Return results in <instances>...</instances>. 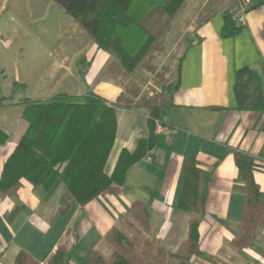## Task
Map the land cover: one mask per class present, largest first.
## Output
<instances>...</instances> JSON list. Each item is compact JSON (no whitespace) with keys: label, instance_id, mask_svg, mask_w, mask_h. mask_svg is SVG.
<instances>
[{"label":"crops","instance_id":"crops-1","mask_svg":"<svg viewBox=\"0 0 264 264\" xmlns=\"http://www.w3.org/2000/svg\"><path fill=\"white\" fill-rule=\"evenodd\" d=\"M232 1L188 0L173 22L165 52L154 60L156 67L176 72L175 81L179 78L168 127L156 129V146L128 170L121 194L99 196L84 207L74 204L65 215L59 214L64 193L61 180L51 191L22 180L16 195L0 194V264H15L21 251L47 264L59 248L66 249L64 264H90L86 256L90 247L109 258L107 235L116 228L132 236L121 216L137 201L152 211L151 232L145 238L169 252L181 248L190 222L200 219L201 252L191 264H210L211 256L219 264H264V226L250 247L231 246L241 232L245 205V194L239 191L245 179L236 164V152L246 156L264 192V0H253L246 26L225 38L222 31ZM5 7L6 0H0V16ZM87 44L88 40L75 57L67 56L55 65L58 76L54 79L58 84L67 82L72 91L55 93L52 87L42 93L40 85L36 99L94 93L115 104L125 88L105 76L112 56L94 42ZM81 58L85 65L78 64ZM16 107L21 108V119L18 116L14 124L5 114L0 116V128L9 137L0 145V179L6 160L28 128L22 118L24 108ZM117 118V136L105 168L108 175L114 172L122 150L134 152L150 133L145 110L137 114L120 108ZM190 157L206 173L202 215L175 211L185 161ZM15 209L18 212L9 220Z\"/></svg>","mask_w":264,"mask_h":264},{"label":"trees","instance_id":"trees-1","mask_svg":"<svg viewBox=\"0 0 264 264\" xmlns=\"http://www.w3.org/2000/svg\"><path fill=\"white\" fill-rule=\"evenodd\" d=\"M54 1L88 34L99 50L112 56L105 76L120 81L125 88L112 105L94 93H64L45 100L24 99L19 102H13V97L0 98V109L22 106V118L28 123L27 130L4 164L0 194L16 195L22 187V180L46 191H51L61 180L64 193L59 214L65 215L74 204L84 207L99 196L121 194L128 170L156 146L157 126L168 127L167 118L173 108V95L179 87V78L169 85L162 84L160 93L147 96L142 94L141 84L145 82V73L164 81L154 60L165 52L166 36L188 0ZM240 31L228 14L222 36L233 37ZM85 62L81 58L78 64L85 65ZM2 73L0 71V75ZM19 86L24 84L14 81L13 93ZM166 95L170 96L169 99ZM120 108L137 114L145 110L150 133L139 141L134 152L123 149L114 172L108 175L105 168L115 144ZM8 140V135L0 128V145H5ZM235 158L244 174L245 185L239 191L245 194V205L241 232L231 241V246L243 250L250 247L264 226V192L256 183L253 166L246 156L236 152ZM205 183L206 173L198 167L196 158H188L175 211L202 215L204 203L201 193ZM17 212L15 209L9 220ZM151 218L152 211L146 204L133 203L129 213L121 216L132 236L113 229L107 235L111 256L105 258L90 247L86 251L89 263L191 264L201 252L200 219L190 222L188 239L173 253L144 237L151 232ZM65 255L66 249L59 248L47 264H64ZM209 262L219 264V260L212 256ZM15 264L41 263L21 251L15 258Z\"/></svg>","mask_w":264,"mask_h":264},{"label":"rangeland","instance_id":"rangeland-1","mask_svg":"<svg viewBox=\"0 0 264 264\" xmlns=\"http://www.w3.org/2000/svg\"><path fill=\"white\" fill-rule=\"evenodd\" d=\"M87 40V45H93L88 34L54 0H6L0 16V71L3 72L0 98L13 97V102L36 99L40 97L37 95L40 85L43 91L39 92L42 93L52 87H56L55 93L72 91V86L67 89V82L58 84L54 79L58 76L55 65L67 56L75 57ZM157 70L164 81L145 73L142 94L160 93L162 84L174 83L176 72L171 74L169 67H157ZM14 81L24 84L15 93ZM166 97L169 99L170 96ZM2 114L14 124L18 116L21 119V108L11 107L0 111V116Z\"/></svg>","mask_w":264,"mask_h":264},{"label":"built area","instance_id":"built-area-1","mask_svg":"<svg viewBox=\"0 0 264 264\" xmlns=\"http://www.w3.org/2000/svg\"><path fill=\"white\" fill-rule=\"evenodd\" d=\"M253 7V0H234L233 5L229 9L228 14L231 16L232 21L238 28L245 27L247 24V15ZM194 44H197L195 42ZM157 128H163L158 125ZM172 133H176L175 130Z\"/></svg>","mask_w":264,"mask_h":264}]
</instances>
